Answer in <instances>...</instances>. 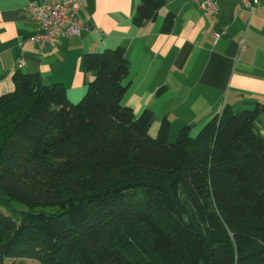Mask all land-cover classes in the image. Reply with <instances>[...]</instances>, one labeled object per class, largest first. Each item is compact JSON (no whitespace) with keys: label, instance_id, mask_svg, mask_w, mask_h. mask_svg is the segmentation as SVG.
<instances>
[{"label":"trees","instance_id":"obj_1","mask_svg":"<svg viewBox=\"0 0 264 264\" xmlns=\"http://www.w3.org/2000/svg\"><path fill=\"white\" fill-rule=\"evenodd\" d=\"M164 4L139 0L132 21ZM82 64L94 76L76 103L19 70L0 94V264H264V105L170 141L167 119L151 136L152 112L122 103L124 48ZM81 174L108 179L83 191Z\"/></svg>","mask_w":264,"mask_h":264},{"label":"crops","instance_id":"obj_2","mask_svg":"<svg viewBox=\"0 0 264 264\" xmlns=\"http://www.w3.org/2000/svg\"><path fill=\"white\" fill-rule=\"evenodd\" d=\"M30 1L47 0H0V94L13 90L19 70L61 83L76 103L94 76L83 68V55L122 47L129 61L122 103L135 115L152 112L151 136L164 119L173 139L184 126L196 133L226 105L233 111L264 105V0L251 10L240 0H216L215 15L193 0H165L141 25L132 21L139 0H84L78 17L89 29L61 32L43 47L27 40L38 32L23 9ZM168 16L172 26L163 31ZM258 120L264 133V111Z\"/></svg>","mask_w":264,"mask_h":264},{"label":"built area","instance_id":"obj_3","mask_svg":"<svg viewBox=\"0 0 264 264\" xmlns=\"http://www.w3.org/2000/svg\"><path fill=\"white\" fill-rule=\"evenodd\" d=\"M84 0H47L43 3L27 2L23 9L29 13L35 21L38 32L30 37L28 41L36 43L39 47L45 46L48 42L57 40L61 32L80 35L89 26L82 23L78 13ZM196 5L208 15H215L218 11L216 0H193ZM244 7L251 10L257 0H240ZM221 34L215 33L214 38L218 39ZM19 65L24 63L20 58Z\"/></svg>","mask_w":264,"mask_h":264},{"label":"rangeland","instance_id":"obj_4","mask_svg":"<svg viewBox=\"0 0 264 264\" xmlns=\"http://www.w3.org/2000/svg\"><path fill=\"white\" fill-rule=\"evenodd\" d=\"M193 134V133H191ZM176 138V137H175ZM175 138L173 139H169L170 141L175 140ZM108 178L105 177L103 179H97V182L94 183V181L90 178V176H88L87 174H81L78 178V182L79 184L83 187V191L85 190H94V188L102 181H106ZM19 207H22L21 205H18ZM24 261L27 262H21V260H13V261H7V264H37L36 260L33 259H24Z\"/></svg>","mask_w":264,"mask_h":264}]
</instances>
